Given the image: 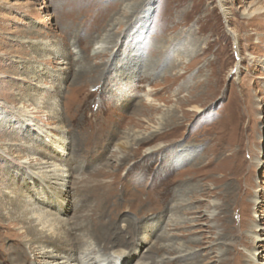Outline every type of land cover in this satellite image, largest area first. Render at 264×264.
I'll return each mask as SVG.
<instances>
[{"label": "rangeland", "instance_id": "rangeland-1", "mask_svg": "<svg viewBox=\"0 0 264 264\" xmlns=\"http://www.w3.org/2000/svg\"><path fill=\"white\" fill-rule=\"evenodd\" d=\"M46 162L70 177L47 188L29 168ZM8 195L68 224L114 209L146 249L166 231L203 242L202 264H264V0H0ZM8 214L10 261L11 232L26 240Z\"/></svg>", "mask_w": 264, "mask_h": 264}, {"label": "bare ground", "instance_id": "bare-ground-1", "mask_svg": "<svg viewBox=\"0 0 264 264\" xmlns=\"http://www.w3.org/2000/svg\"><path fill=\"white\" fill-rule=\"evenodd\" d=\"M105 40L101 39L98 43H103ZM43 69L41 68V71ZM46 73L43 72V74ZM38 99L32 101L36 102ZM48 164L49 162H46L47 166L42 168H38L40 164L29 167L34 175H40L39 177L44 179L47 188L53 184V181L60 180V177L61 179L70 177L69 175H58L59 172L56 173L55 170L48 171V169H53V166ZM34 171L40 172L36 174ZM60 185L66 188L57 187V190L61 192L57 203H59L58 206L61 205L62 212L68 215L73 211V207L63 199L71 195L70 185L68 183ZM9 199V202L0 204V211H9V221L6 226L8 228L22 226L24 232L22 231L21 236L26 241L19 240V236L11 232L10 237L15 238L16 240H14L17 242L15 248L12 249L15 257L13 256L14 259L9 261L4 257L5 255H1L0 260L3 264H132L134 260L135 264H202L197 258L198 253L190 246H195L200 243L199 241L179 243L169 238L166 231L163 230L164 232L156 237L158 243L164 240L165 244L157 246L156 242L146 249L150 244L149 236L145 232L141 234L136 228H133L135 222L129 219L121 221L118 211L114 209L110 210L108 215H104L100 211L98 215H95V218L94 216L92 218L82 216V220L78 219L76 223L68 224L64 223V219L52 214V211L40 214L31 207L30 203H16L11 200L10 196ZM181 201H176L177 206L182 203ZM48 204L49 208L56 205L52 202ZM198 212L196 208L187 211L188 214H197ZM155 217L156 221L161 220V217L157 215ZM141 219L142 217H140ZM144 219H148V217H143ZM201 220L202 218H198L196 222ZM201 243L200 245H202ZM155 249L158 252V257L153 256ZM147 253L149 255H146ZM218 254L220 255V253ZM31 255H33V259L30 258ZM143 256H145L144 258L149 256V260L140 261ZM137 257L140 259L137 260Z\"/></svg>", "mask_w": 264, "mask_h": 264}]
</instances>
